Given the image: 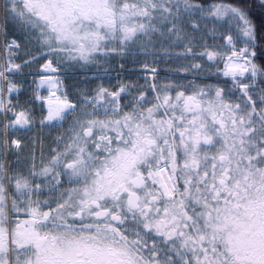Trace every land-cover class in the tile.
Segmentation results:
<instances>
[{
    "label": "snow or ice",
    "instance_id": "6c2138e0",
    "mask_svg": "<svg viewBox=\"0 0 264 264\" xmlns=\"http://www.w3.org/2000/svg\"><path fill=\"white\" fill-rule=\"evenodd\" d=\"M0 264H264V0H0Z\"/></svg>",
    "mask_w": 264,
    "mask_h": 264
}]
</instances>
